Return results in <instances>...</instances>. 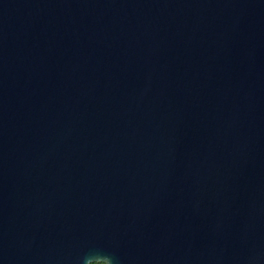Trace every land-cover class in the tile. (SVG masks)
<instances>
[{
    "label": "water",
    "instance_id": "95a60500",
    "mask_svg": "<svg viewBox=\"0 0 264 264\" xmlns=\"http://www.w3.org/2000/svg\"><path fill=\"white\" fill-rule=\"evenodd\" d=\"M264 264V0H0V264Z\"/></svg>",
    "mask_w": 264,
    "mask_h": 264
},
{
    "label": "trees",
    "instance_id": "16d2710c",
    "mask_svg": "<svg viewBox=\"0 0 264 264\" xmlns=\"http://www.w3.org/2000/svg\"><path fill=\"white\" fill-rule=\"evenodd\" d=\"M93 264H104V263H93Z\"/></svg>",
    "mask_w": 264,
    "mask_h": 264
}]
</instances>
